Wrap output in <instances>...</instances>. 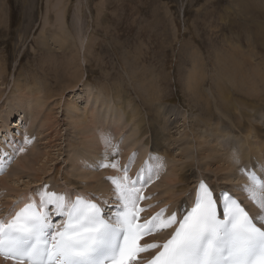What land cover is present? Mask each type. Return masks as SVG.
I'll return each mask as SVG.
<instances>
[{"label": "rangeland", "instance_id": "1", "mask_svg": "<svg viewBox=\"0 0 264 264\" xmlns=\"http://www.w3.org/2000/svg\"><path fill=\"white\" fill-rule=\"evenodd\" d=\"M57 4L64 10L63 17L70 27L67 42L74 44L63 43L60 39L62 35L54 23ZM1 11L3 16L0 14V23H4L0 25V89L3 90L0 101V154L7 151L3 149L4 145L15 150L17 157L12 156L10 160L6 153L7 162L10 160L6 168L19 166L22 161L31 160L46 144L43 141L45 136H39L41 134L37 124L39 120L35 122L28 120L31 118L30 107L17 110L19 103L15 97L21 90L25 92L31 90L35 97L38 93L40 94L37 97L44 94L46 97L52 96L50 90L55 91L51 106L54 105L53 115L58 118L56 132L59 133V137L61 136L58 137L57 144L53 145L54 150H45L50 152L52 157H44L48 166L47 169L40 171L43 181L32 183L27 189L23 182L30 181L28 177H22L19 183L15 182L22 193L32 190L37 198L44 192L64 194L66 175L70 182L80 184L83 189L88 177L98 174L104 177L102 184H108L105 176L106 172H109V167H98L101 163L115 162L118 166L120 163L122 168L125 166L128 168L130 176L135 177L132 174L133 169L138 162L143 161L142 164H150L154 171L151 180L145 181L146 188L143 187L146 189V196L151 197L154 189L160 187L163 178L175 169L174 157L180 155L181 149L174 145V139L179 140L180 145H185V148L191 144L190 133L186 132L191 126L193 127L189 129L190 132L193 131L200 142L212 140V144L208 143L214 147L213 152L208 153L210 157L218 154V160L220 158L224 160L220 159L222 164L232 158V163L235 164V167L231 164L234 169L232 177L234 181L231 186L227 184L228 187L231 189L234 187L238 193H243L244 179H240L243 178L242 168L247 171L254 166L256 170L254 173L261 176L258 170L264 166V162L261 163L257 155L252 153L254 151L251 143L254 142V138L253 135H249V131L256 130L257 135L264 134L259 120L260 115L257 114L264 108V102H261L264 101V91H261L262 88L252 91L254 95L262 92V100L257 101L252 98L254 95L249 97V94L253 89L254 78L257 79L255 69L264 70V0H63L59 3L58 0H0V13ZM45 16L49 18L50 25L44 29ZM82 40L83 51L79 47ZM233 45L241 47L239 52L234 51ZM227 55L231 56L230 58L236 56L235 65L232 60L226 58ZM247 58L251 59L250 63L245 61ZM230 62L233 66H230ZM224 70L237 73L240 71L241 74H237L235 80L240 82L243 78H248L250 85L245 86L241 83L243 90L240 92L233 87H224L223 94L226 96L224 105H230L229 109H232L228 114L220 107L217 112L213 108L211 119L210 113L207 116L208 112L203 115L199 113L201 110L197 109V103L192 100L193 90L189 89V84L192 86L199 82V92L204 95L201 93L203 98L198 104L207 110L211 107L207 100L210 91H216L213 88L217 86L216 77ZM70 71H79V77L75 74L70 80L62 82L68 79ZM83 75L85 77L82 79ZM190 76H193V80L189 79ZM75 80L79 82L76 84ZM225 83L227 84L226 81L222 84ZM249 103L250 106H246ZM130 114L134 116L131 119L127 118ZM141 118H145L149 123L161 120L162 126L168 128L166 133L170 136L174 134L172 139L168 140L166 137L167 139L162 141L161 151L152 150L151 145L146 143L148 136L143 137L138 131L137 120ZM198 120L205 122L198 124ZM81 121L84 124L80 123ZM86 121L94 122L96 127H101L100 130L91 125L90 130H87L89 126L85 124ZM28 122L32 126L27 124ZM170 122L178 123L177 129L172 133L169 130L170 126H165ZM16 125L22 126L14 128ZM76 126L82 127L80 129L82 133ZM101 130L106 134L102 135ZM92 136L95 137L92 140L97 143L95 149L104 146L101 152L95 153L90 147L93 146L92 143L95 144L89 138ZM11 137L17 144L12 143ZM38 137L42 140H38ZM105 137L110 139L109 144H105L103 139ZM83 139L84 142L87 139L91 141L84 143ZM166 149L173 153L172 158L167 156ZM226 154L229 157L225 158ZM211 160L208 159L209 162ZM53 162L56 163L54 166ZM243 163L246 165L243 166ZM178 165L182 166L180 163ZM139 169L140 165L136 174L139 173ZM121 172L123 173L122 169ZM87 174L90 176L86 179L84 176ZM236 184L238 186H235ZM239 185L242 188L240 190ZM159 190L166 191L164 199H160L159 194L152 198H159L158 202L163 201V205L172 204L173 200H169L168 196L169 189L159 188L157 192L161 194ZM20 191L19 194L22 195ZM1 194L6 193L0 187ZM94 194L106 200L101 197L104 194L102 191L96 190L92 195ZM38 201L39 199L33 202ZM105 202L109 203L107 200ZM255 205L260 210L256 203ZM46 208L50 209L52 205ZM260 213L261 210L257 211L258 215H261Z\"/></svg>", "mask_w": 264, "mask_h": 264}, {"label": "snow or ice", "instance_id": "2", "mask_svg": "<svg viewBox=\"0 0 264 264\" xmlns=\"http://www.w3.org/2000/svg\"><path fill=\"white\" fill-rule=\"evenodd\" d=\"M122 171V176L108 178L121 203L112 220L103 218L101 207L91 200H66L62 194L44 192L39 204L27 203L11 220H0V257L13 264H141L142 253L157 250L146 264H264V214L250 216L231 194L217 197L201 182L194 205L182 218L176 213L165 217L166 209L142 218L146 209L139 202L149 197L141 194L139 178L131 179L127 167ZM247 175L251 186L244 190L264 213V177ZM48 205L66 218L62 225L39 210ZM173 227L162 245L141 242Z\"/></svg>", "mask_w": 264, "mask_h": 264}, {"label": "bare ground", "instance_id": "3", "mask_svg": "<svg viewBox=\"0 0 264 264\" xmlns=\"http://www.w3.org/2000/svg\"><path fill=\"white\" fill-rule=\"evenodd\" d=\"M63 0H58V3L61 2ZM78 5V4H77ZM49 7V6H48ZM79 7V5H78ZM55 9H56V17H55V21L54 23H56V26H58L59 30H60V34L63 36V38L60 37V39L63 41V43H66L67 42V35H70L69 31H70V27L68 26V23L66 22L65 18L63 17L64 16V10L62 8H60L58 6V4L55 6ZM80 9V8H79ZM81 11V9H80ZM50 12V11H49ZM1 15L3 14V12L1 11L0 13ZM47 14V13H46ZM77 14V13H76ZM82 14V13H81ZM81 14H77V15H81ZM3 16V15H2ZM3 18V17H2ZM46 18V16H45ZM74 19V18H73ZM4 22L0 23V25H2ZM44 24V29L46 28V26L50 25L49 23V18H46L43 22ZM43 29V30H44ZM69 30V31H68ZM43 32V31H42ZM44 34V33H43ZM78 35V34H77ZM58 36V35H57ZM55 37V36H54ZM78 37V36H77ZM57 38V37H56ZM79 38V37H78ZM83 38V37H82ZM50 40V39H48ZM80 40V39H79ZM69 41V39H68ZM60 42V41H59ZM73 42H67V44H71ZM84 43L83 40L81 41V44L79 47H81V50L83 51L84 50V45L82 44ZM47 44V43H46ZM74 44V43H73ZM72 44V45H73ZM61 45V43L59 44ZM71 45V46H72ZM234 47V51L235 52H239L240 50V46L237 45H233ZM90 50V49H89ZM252 52V51H251ZM233 53V52H232ZM234 54V53H233ZM234 55H236L238 57V55L235 53ZM234 55L232 56V58H230L228 55V59H230L229 61L232 60L233 64L235 65V61H234ZM221 56V55H220ZM224 57V56H222ZM250 58V57H249ZM249 58H247V61L248 63H250L251 59L249 60ZM82 59V58H81ZM85 61V59L83 60V62ZM243 61V62H245ZM74 62V61H73ZM76 62V61H75ZM79 62V61H78ZM82 62V63H83ZM230 66H233V64L230 62L229 63ZM71 65V64H70ZM73 65V63H72ZM76 65V64H74ZM260 65V64H259ZM258 66V64L256 65V67ZM261 66V65H260ZM66 69V68H65ZM263 69V68H262ZM261 71H256L255 69V72L257 73V79L258 82L255 80H253V89H251V93L249 94V97L250 96H253L254 94H252V91L255 92V90H261L262 88V92L264 91V86H262L261 84H264V70ZM72 70V69H71ZM259 70V69H258ZM65 71V70H64ZM239 71V70H238ZM254 71V70H253ZM79 71H76V72H69L68 73V79H65V80H62V82L64 81H68L71 79V77L73 75L76 74L77 77H79V74H78ZM194 72H195V69H194ZM254 72V74H255ZM196 73V72H195ZM2 74V73H1ZM237 74H241L240 71L237 73V71H227V70H224V72L221 71V73L216 77L217 78V81H216V88L215 86L213 87L214 89H216V91H210V96L209 98L207 99L208 100V105L211 106L209 109L207 108V110H205V108L203 107V105H199L198 103H201V100L203 98L202 94L199 92V87H198V83L197 85H193L191 86V84H189V89L190 90H193V94L191 95L192 97H194V99H192L195 103H197L196 107L198 106V110H201V112L199 113H202V115L206 112H208L206 114L209 115L210 113V116H211V119H212V111L211 109L213 110V108H215V112H217V109L218 107H220L224 112L226 113H230L231 109L230 108V105L227 106V105H224V102L226 101L225 97L224 96V87L226 88H229V87H233L235 88V90H237L238 92H240L242 89L241 87V83L245 86H249L250 83H249V79L248 78H243L240 82L239 81H236L235 80V77L238 76ZM195 75V74H194ZM2 76V75H1ZM62 76V75H61ZM75 76V78H77ZM256 76V74H255ZM81 77V76H80ZM83 77H85L84 75L82 76V79ZM196 78L198 76H195ZM194 77V78H195ZM215 78V79H216ZM63 79V78H62ZM189 79H192L193 80V76ZM200 78H197V80H199ZM73 80V79H72ZM188 80V79H187ZM76 81V84L79 82ZM81 81V80H80ZM196 81V80H195ZM201 81V79H200ZM213 81V80H212ZM220 81H226L227 84H222L224 82H220ZM202 82V81H201ZM200 82V83H201ZM16 83V82H15ZM75 83V82H74ZM82 83V82H81ZM4 84V83H3ZM69 84V83H67ZM66 84V85H67ZM71 84V83H70ZM75 84V85H76ZM65 85V84H64ZM79 85V84H78ZM214 85V84H213ZM45 88H46V85L44 84ZM63 86V85H62ZM72 86V85H71ZM50 87V86H49ZM16 88H18V86H16ZM67 88V87H66ZM73 88V87H72ZM2 89V88H1ZM0 89V101L2 99V95H3V90L1 91ZM37 89V88H35ZM51 88H49L50 90ZM34 90V89H33ZM46 90V89H45ZM189 90V91H190ZM203 90V89H202ZM19 91V89H17V92ZM51 91V95L52 96H45L44 95H40L41 97H37L39 96L38 93L37 96L35 97V95H33V92L30 90L29 92H25L24 90L20 91V94L17 95V97H15V100H17L16 102L19 103V106L17 108V110H20V109H24L26 107H30V119L28 120H31L32 122H35L37 120L39 124V127H40V130H41V134H39V136L41 135L42 137H44L45 139L43 141H45L44 144L45 146L43 147L42 146V150L39 151L38 155L35 156L34 158H32L31 160H28V161H25L22 163H19V166H9L10 168H12L13 170L8 174L9 172V167L8 169L6 168V164L9 162H7V159L8 158H5V155L6 153L8 154V157H10V159L12 158V156L15 158L16 155H15V150H13L12 148H9L8 146H4L3 145V149L4 150H7V151H3L2 153L3 154H0V187L2 188V190H4V192L6 193L5 195L4 194H1L0 195V219L3 217L5 219H7V221L11 220L15 213L17 211H19L20 209L23 208L24 205H26L27 203H30V202H33V201H37L39 199L40 201V196L39 198L35 197L33 193V191H26V192H21L20 191V187H16V183H19L21 182V178L22 177H28L30 181L28 182H23V185H25L26 189L32 184V183H39L41 181H43V176L40 175V171H43L44 169H47V166H48V162L44 161V157L47 156L48 158L49 157H52L51 156V153L50 152H47L48 150H54L55 146H53L55 143L57 144V142L59 141L58 140V137H59V133L56 132L57 130V127H58V118L56 119L55 118V115H53V106H51V102H53V98L55 97L53 92H55L54 90H50ZM230 91V89H229ZM49 92V91H48ZM209 92V91H208ZM215 92V93H214ZM245 92V91H244ZM258 92V91H256ZM261 92V94H262ZM42 93V92H41ZM205 93V92H204ZM260 93V92H259ZM17 94V93H16ZM36 94V93H35ZM256 94V93H255ZM261 94H257V95H254L252 98H254L255 101L261 99ZM48 95V93H47ZM204 95V94H203ZM245 95V94H244ZM248 95V94H247ZM60 96V95H59ZM62 96V95H61ZM234 97V96H233ZM206 98V97H205ZM161 99V98H160ZM160 99H158V101L160 102ZM204 100V99H203ZM228 100V99H227ZM247 100V99H246ZM251 100V99H250ZM262 100V99H261ZM206 101V100H205ZM235 101V100H234ZM233 102V104L236 102ZM248 101V100H247ZM253 101V100H251ZM254 102V101H253ZM261 102H264L263 100ZM14 103V102H13ZM205 103V102H204ZM203 103V104H204ZM216 103V104H214ZM228 103V101H227ZM241 103V102H240ZM231 104V102H230ZM257 104H259V102H257ZM244 105V103H243ZM263 105V104H261ZM61 106V105H60ZM208 106V107H209ZM246 106H250V103ZM194 107V108H196ZM260 107V106H259ZM257 107V108H259ZM68 108V107H67ZM71 108V107H70ZM69 108V109H70ZM76 108V107H75ZM244 108V107H242ZM56 109V108H55ZM77 109V108H76ZM237 109V108H236ZM247 109V108H246ZM262 112L258 113V115H260L259 117V120H260V124L261 126L263 127V131H264V108H262ZM73 110V109H72ZM70 110V111H72ZM133 110V109H132ZM253 110V109H252ZM259 110V109H258ZM159 111V110H157ZM249 111V110H248ZM140 112V110H139ZM247 112V111H246ZM251 112V110L249 111ZM57 113V112H56ZM133 113H137L136 111ZM132 113V114H133ZM68 114V113H67ZM139 114V113H138ZM137 114V116H138ZM158 114V113H157ZM134 115V114H133ZM139 115H142V114H139ZM58 116V115H57ZM70 116V115H68ZM160 116V115H159ZM245 116V115H244ZM249 116V115H248ZM71 117V116H70ZM84 117V116H83ZM132 117L134 116H131L128 115L127 118L131 119ZM140 117V116H138ZM143 117V116H142ZM237 117V116H235ZM69 118V117H68ZM251 118V117H250ZM258 118V117H257ZM72 119V118H71ZM79 119V118H78ZM86 119V118H85ZM93 119V118H92ZM238 119V118H237ZM67 120V119H66ZM80 120V119H79ZM101 120V119H100ZM245 120V119H244ZM22 121V120H20ZM71 121V120H69ZM94 121V120H93ZM98 121V120H97ZM170 121V120H169ZM251 121V120H250ZM24 122V121H23ZM168 122V121H167ZM200 122H205L204 120H198L197 123L200 124ZM68 123V122H67ZM71 122H69L70 124ZM80 123H83L82 121ZM100 123V122H99ZM176 122L174 123H168V124H164L165 126L169 127V130H170V133H172V131L174 129H177V124H175ZM196 123V122H195ZM194 123V125H195ZM27 124H30V122H28ZM60 124V123H59ZM73 124V123H71ZM75 124V123H74ZM84 124V123H83ZM88 126L91 125V126H95L96 124L92 121H89V123L86 121V123ZM95 124V125H94ZM98 124V122H97ZM162 122L161 120H155L154 122L152 123H149L147 122V120L145 118H141L139 120H137V127L139 128L138 131L140 132V134H142L143 137H145L146 135L148 136V139H147V145H151V149L152 150H156V151H161L162 150V141L163 140H166L168 137V140L172 139V136L174 137V134L172 133V136H170L167 132L168 128H164L162 126ZM197 124V125H198ZM252 124V123H251ZM31 125V124H30ZM77 125V123H76ZM82 125V124H81ZM100 125V124H98ZM209 125V124H208ZM211 125V124H210ZM20 125H16V127L14 126V128H19ZM22 126V125H21ZM20 126V127H21ZM32 126V125H31ZM253 126V125H252ZM251 126V127H252ZM72 127H75V126H72ZM96 127V126H95ZM135 127V129L137 128ZM185 127H188V126H185ZM193 127V126H191ZM191 127H188L189 129ZM247 127V126H246ZM12 128V129H14ZM37 128V125L35 127V129ZM76 128H79V130L82 128H80V126H76ZM88 128V127H87ZM96 128H99V126H97ZM103 128V127H102ZM31 129V128H29ZM75 129V128H74ZM97 129V130H98ZM179 129V128H178ZM187 129L186 132H189L190 133V138L192 139L191 141V144L186 148H185V145H180L179 143V140L176 141V139H174V145H178L179 149H181L180 151V155L174 157V165H175V169H173L171 171V173L169 175H167V177L163 178V182L161 183V185H159L160 189H169V200H173V203L172 204H168V205H163V201H160L158 202V199H164V195L166 194V191L165 190H159L161 191V194L160 192H157V190L154 189V192L151 193V190L149 191V195L150 193L152 194L151 197H149V199L147 200H142L141 202H139V205L143 208L146 209L145 212L141 213V216L143 218H150L152 215H154V213H157L158 211H160L161 209H166V212L164 213L165 217L173 214V213H176L177 216H178V219H179V216L180 214H182L188 207V205L190 204V202H192V197L191 195L195 193L197 187H198V184L199 182L201 181V179H204V180H208L213 186H215V188H218V189H227L229 191H231V193L239 196L242 198V200L245 202V204L247 205L249 211H251L253 214H254V217L258 216L257 214V211L260 212V210H258V208L256 207L255 203L254 202H250L251 199L248 197L249 196V193L247 191H242L243 193L240 194L238 193V190L236 188H230L228 187L227 184H230L233 185V181L232 180V177L234 176V169H233V166L235 167V164L232 163V158L230 159V161H226L224 164H222L221 159L218 160V154L217 156L214 155V157H210V155L208 153H211L213 152V149L214 147L210 146L208 143L212 144L213 142L209 141L207 142L206 140L200 142V139H197V137L192 133L190 132V130ZM250 129V126L249 128ZM253 129V128H252ZM261 129V128H260ZM39 130V131H40ZM78 130V131H79ZM87 130H90V126H89V129ZM86 130V131H87ZM103 130V129H102ZM102 130L100 131L102 135H105L106 133H102ZM231 130V129H230ZM255 130V129H254ZM29 131L30 133L33 132V131H30V130H27ZM81 133H82V130H80ZM85 131V132H86ZM184 131V130H183ZM252 131V130H251ZM251 131L249 135H253V138H254V142L251 143V146H253V155L255 153V155H257V159L261 160V163L264 162V134L262 135V138L260 137L261 135H257L255 133V131L252 133ZM37 132V129L36 131ZM98 132V131H97ZM99 132V133H100ZM134 132V131H133ZM174 132V131H173ZM214 132V131H213ZM219 132V130H218ZM58 133V134H57ZM90 133V132H88ZM119 133V132H118ZM240 133V132H239ZM260 133V132H259ZM85 134V133H84ZM187 134V133H186ZM222 134V133H221ZM37 135V134H36ZM89 135V134H88ZM88 135H86L88 137ZM189 135V134H188ZM220 134H218L219 136ZM244 135V134H243ZM100 136V135H99ZM247 136V135H246ZM61 137V136H60ZM59 137V138H60ZM81 137V136H80ZM103 137V136H102ZM249 137V136H248ZM251 137V136H250ZM39 138V137H38ZM91 138V140L93 138H95L94 136L92 137H89ZM166 138V139H165ZM243 138V137H242ZM247 138V137H246ZM12 143L15 144L16 141L14 140V138H10ZM63 139V138H62ZM82 139V138H81ZM104 139V138H103ZM38 140H42V139H38ZM37 140V141H38ZM90 140V139H89ZM87 139L86 142H84V139H83V142L84 143H87L89 141ZM90 140V141H91ZM96 140V139H95ZM194 140V141H193ZM248 140L250 141V138H248ZM94 140H92L91 142H93ZM190 141V140H189ZM244 141V140H243ZM36 141H34V144H35ZM95 142V141H94ZM180 142L182 143V141L180 140ZM186 142V141H185ZM83 143V144H84ZM90 143V142H89ZM245 143H247V140L245 141ZM17 144V143H16ZM93 146H91L90 144V147L93 148V152L95 153H98V152H101L104 148V146L102 145L101 147L96 148L97 146V143L95 142L92 143ZM104 144V143H103ZM134 144V143H133ZM183 144V143H182ZM185 144V143H184ZM250 144V142L248 143ZM12 145V144H11ZM86 145V144H85ZM87 145V146H88ZM60 146V145H59ZM58 146V147H59ZM62 146V145H61ZM84 146V145H83ZM81 146V147H83ZM233 146V145H232ZM56 147V148H58ZM85 147V146H84ZM255 147V148H254ZM89 148V146H88ZM107 148V147H106ZM250 148V147H249ZM10 149V151H9ZM62 149V147H61ZM212 149V150H211ZM216 149V148H215ZM47 150V151H45ZM82 150V149H81ZM92 151V149H90ZM9 151V152H8ZM43 151V152H42ZM52 152V151H51ZM58 152L60 153L61 150H58ZM235 152V151H233ZM23 153H27V152H23ZM22 153V154H23ZM56 153V152H54ZM58 153V154H59ZM76 154V153H75ZM78 154V153H77ZM80 154V152H79ZM90 154V153H89ZM92 154V153H91ZM166 154L167 156L169 157H173V153L169 150L166 149ZM213 154V153H212ZM55 155V154H54ZM88 155V154H87ZM227 155V154H226ZM79 156V155H78ZM229 157V155H227L225 158ZM235 157V156H234ZM245 157V156H244ZM85 158V157H84ZM87 158V157H86ZM103 158V157H102ZM79 159V158H78ZM92 159V158H90ZM89 159V160H90ZM94 159V157H93ZM101 159V158H100ZM208 159H212L211 162L208 161ZM256 159V157H255ZM20 160V159H18ZM17 161V160H16ZM58 161V160H56ZM213 161V162H212ZM224 161V160H223ZM237 161V160H236ZM253 161V160H252ZM52 162V161H51ZM79 162V161H78ZM86 162V161H85ZM143 162V161H142ZM141 163H137L135 165V168L133 169V172L132 174H135L137 168H138V165H140V174L142 172H144V175H145V178H149V176L152 177V175L154 174V171L151 169L152 166H150V164H142ZM231 162V163H230ZM235 163V161H233ZM54 163V162H53ZM52 163V164H53ZM180 163V165L182 166H179L178 164ZM252 163V162H251ZM260 163V162H259ZM56 163L53 164V166L55 165ZM75 164V163H73ZM166 164V162H165ZM231 164H233V166H231ZM255 164V163H254ZM167 165V164H166ZM246 164L243 163V166H245ZM8 166V165H7ZM39 166V167H38ZM88 166V165H87ZM122 166V165H121ZM120 166V163H119V166L117 168H112V167H109V172H106L107 173V176L106 179H107V183L108 184H105L103 182L104 180V177H102V174H98V173H93V174H98V175H94L93 177H88L90 176L89 174H87V176H84L86 179L88 177V181L86 182L87 184H85V189L81 188V185L80 184H75V182H70V180L67 178V175L65 177V182H66V188L63 190L65 198L66 200L67 199H71L73 200L76 196L78 197H81V198H84V199H87V200H91V201H94V202H97V203H101L100 201H103L101 204L103 207L105 208H108L110 209L111 207H119L118 204H120V201L118 200L117 198V194H116V191H115V186L111 183V180L108 179L109 177H119L121 175H123V173L121 172V169H123L122 167ZM38 167V168H37ZM126 167V166H125ZM53 168V167H52ZM255 167L254 166H251L250 169H248L247 171L242 168V173H243V178L240 177V179H244V183L245 185L243 186H251V181L249 180V178H247V173H251V172H256V170L254 169ZM62 169V167H61ZM11 170V169H10ZM162 170V169H161ZM258 170V169H257ZM52 171V170H51ZM56 171V169H55ZM106 171V170H105ZM53 172V171H52ZM58 172V171H57ZM83 172V171H82ZM88 171H86L87 173ZM258 172L261 174L262 177H264V166L261 167ZM60 173V172H59ZM8 174V175H7ZM46 172L44 173V176H45ZM54 174V173H53ZM91 174V175H93ZM6 175V176H5ZM130 175V173H129ZM11 177V178H10ZM80 177V176H79ZM131 177V176H130ZM133 177V176H132ZM260 177V176H258ZM10 178V179H9ZM83 178V177H82ZM90 178V179H89ZM84 179V178H83ZM132 179V178H131ZM9 180H14V181H9ZM85 180V179H84ZM149 180V179H148ZM151 180V179H150ZM33 181V182H32ZM220 181V182H219ZM16 182V183H15ZM223 182V184H222ZM231 182V183H230ZM13 185H11V184ZM164 183V185H163ZM235 186H238V184H236ZM52 189V188H51ZM242 189L239 185V190ZM244 189V188H243ZM33 190H36V189H33ZM53 190V189H52ZM96 190H100L102 191L104 194L101 195V197H104V199H106L109 203L105 202L103 199L101 198H98L96 197L97 195H92L94 192H96ZM146 189H142V191L145 192L146 194ZM19 191L22 193V195L19 194ZM155 194H159V198H155L153 199L152 197L155 196ZM3 198V199H2ZM159 199V200H160ZM17 202H16V201ZM38 201V202H39ZM74 201V200H73ZM38 202H36L37 204H39ZM250 203V205H249ZM163 206V207H161ZM49 214H50V217H51V220L53 223H55L56 221L59 220V216L55 214V209H54V206L52 207V211L49 210ZM257 214V215H256ZM262 214V213H260ZM2 215V217H1ZM107 215L112 218V215L111 213H107ZM64 219H66L65 217H63V221ZM6 221V222H7ZM60 222L58 223L57 225H61ZM174 228V227H173ZM173 228H170V229H165L163 231H158L156 232L153 237H151L147 243H152V242H155L157 241V239H159L160 237L165 236V238H167L169 236V234L174 230ZM164 238V239H165ZM157 250H154L151 254L153 255L154 252H156ZM0 264H13L12 261L10 260H5L4 258H1L0 259Z\"/></svg>", "mask_w": 264, "mask_h": 264}]
</instances>
